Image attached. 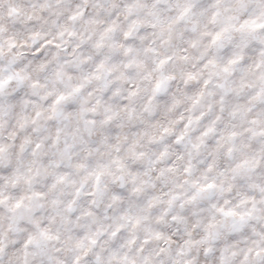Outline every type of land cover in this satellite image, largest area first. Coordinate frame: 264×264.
<instances>
[{
  "label": "clouds",
  "instance_id": "obj_1",
  "mask_svg": "<svg viewBox=\"0 0 264 264\" xmlns=\"http://www.w3.org/2000/svg\"><path fill=\"white\" fill-rule=\"evenodd\" d=\"M0 264H264V0H0Z\"/></svg>",
  "mask_w": 264,
  "mask_h": 264
}]
</instances>
